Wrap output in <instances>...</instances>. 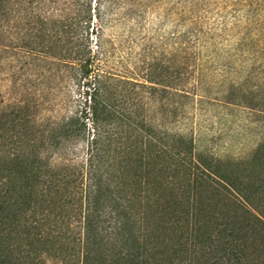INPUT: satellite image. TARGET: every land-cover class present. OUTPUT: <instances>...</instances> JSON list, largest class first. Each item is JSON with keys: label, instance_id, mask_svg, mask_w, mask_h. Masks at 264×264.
<instances>
[{"label": "trees", "instance_id": "1", "mask_svg": "<svg viewBox=\"0 0 264 264\" xmlns=\"http://www.w3.org/2000/svg\"><path fill=\"white\" fill-rule=\"evenodd\" d=\"M100 8V0H0V58L13 38L31 56L70 66L87 91L86 114L46 137L27 135L20 107L0 109V264L71 257L57 254L65 237L52 219L78 222L66 242L78 264H247L248 239L264 221L242 201H213L210 181L241 192L237 177L150 120L151 68L138 80L106 66ZM77 146L84 160L69 158Z\"/></svg>", "mask_w": 264, "mask_h": 264}, {"label": "rangeland", "instance_id": "2", "mask_svg": "<svg viewBox=\"0 0 264 264\" xmlns=\"http://www.w3.org/2000/svg\"><path fill=\"white\" fill-rule=\"evenodd\" d=\"M105 64L114 73L147 80L158 87L150 120L191 138L195 151L233 174L236 188L220 181L207 191L213 201H242L264 221V0H100ZM95 46V43H93ZM0 58V109L19 108L27 135L48 136L53 124L82 118L86 88L70 66L26 53L11 38ZM162 88H165L163 90ZM188 96L173 94L174 90ZM19 110V109H17ZM84 160L77 146L70 159ZM215 189V190H214ZM58 226L57 254L45 264H78V222ZM248 239L247 264H264V224ZM63 235V236H62ZM67 242V243H66ZM67 249V250H66ZM36 264H43L38 261Z\"/></svg>", "mask_w": 264, "mask_h": 264}]
</instances>
